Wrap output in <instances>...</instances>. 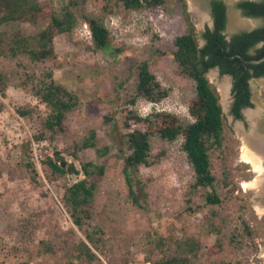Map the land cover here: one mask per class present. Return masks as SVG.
<instances>
[{
  "label": "rangeland",
  "instance_id": "1",
  "mask_svg": "<svg viewBox=\"0 0 264 264\" xmlns=\"http://www.w3.org/2000/svg\"><path fill=\"white\" fill-rule=\"evenodd\" d=\"M74 1L77 24L72 32L55 30L51 39H30L32 47L49 51L47 57L13 55L4 46L0 54L5 89L0 93V264H154L170 259H175L172 264H264V176L255 167L264 171V149L254 148L255 138L264 141V77L250 80L253 106L237 119L233 77L217 68L207 72L224 113L222 145L210 154L220 203L208 202L211 187H194L183 135L174 141L151 135L149 164L134 172L140 205L133 201L123 170L131 153L127 134L148 129L131 110L142 118L171 113L182 122L195 121L190 106L196 82L180 73L173 54L176 38L189 32L204 45L203 32L212 24L211 0H162L139 8H128L123 0ZM225 1L228 38L264 25L262 17L241 15L240 0ZM37 2L43 11L35 17L8 21L0 5V38L10 42L17 34L26 38L52 31V13L61 14L70 0ZM84 14L105 23L107 48H96ZM143 62L168 91L162 100L139 93ZM52 80L78 97L63 130L44 128L51 107L34 92ZM25 107L31 112L22 116L19 110ZM93 131L96 147L82 148ZM42 133L44 138L36 137ZM33 140L47 142L36 147ZM105 147L102 155L96 150ZM56 152L65 158L62 164L75 163L79 173H54L45 159H57ZM89 162L104 166V173L85 175L81 167ZM80 179L96 185L92 200L77 210L82 228L65 202L68 187ZM82 241L96 257L79 251Z\"/></svg>",
  "mask_w": 264,
  "mask_h": 264
},
{
  "label": "trees",
  "instance_id": "2",
  "mask_svg": "<svg viewBox=\"0 0 264 264\" xmlns=\"http://www.w3.org/2000/svg\"><path fill=\"white\" fill-rule=\"evenodd\" d=\"M162 0H123L128 8H139L144 4L151 5ZM4 9L3 20H19L26 16L35 17L37 13L43 11L37 0H3L0 4ZM77 2L70 0L69 5L61 14L52 13V31H42L37 37H21L20 34L14 35L10 42L6 38H0V54L4 47H9L11 54L17 55L20 52L29 53L32 59L42 60L48 56V50H40L31 46L30 39L44 38L51 39L52 32H72L77 24V14L73 6ZM238 7L250 16L264 17V0L261 1H242ZM212 12L215 18L213 29L207 28L203 34L206 43L203 47L199 46L197 38L193 32L178 36L175 40L177 50L174 52V60L180 67V73L191 77L196 82V97L190 106V112L196 117L193 122H182L171 113H156L146 118L140 117L135 111H130V115L137 119L147 122L146 131L133 130L127 134L128 146L131 150L125 157L124 174L129 185L130 194L133 201L140 205L134 189V172L139 170L140 165L149 164L151 157V135L159 133L162 138L174 141L178 136H184L183 150L186 152L190 163L193 166L196 180L194 187H211L214 192L208 194L207 200L211 204L221 202V198L215 193L216 177L212 172L211 149L221 146L223 141L224 113L219 101V95L210 82L207 72L218 66L221 74H229L234 79L233 94L234 102L232 112L236 118H242V109L253 106L250 80L252 78L264 77V61L257 64H245L244 60H258L264 57V26L252 31H242L234 34L227 40L224 29L226 26V5L223 0H212ZM84 20L88 24L92 40L96 48L105 49L109 44V29L98 17L84 14ZM6 37V36H4ZM8 41V40H7ZM262 43V46L258 45ZM254 47V53L249 50ZM46 48V47H45ZM2 75H0V93L5 94L2 88ZM139 93L151 101H159L168 96V91L162 88L156 76L150 71L147 62H143L139 71L138 82ZM42 101L51 107V112L43 120L46 130H54L56 127L64 129L66 113L75 108L78 104V97L66 87L57 84L54 80L49 83L43 81L34 91ZM31 109L25 107L19 110L22 116H27ZM45 134L37 135V138H44ZM39 140V139H36ZM34 141V140H33ZM39 142V141H36ZM47 142V141H46ZM97 137L93 131L82 141V148L96 147ZM43 149V148H42ZM41 149V151H42ZM102 155L108 148H96ZM57 159L48 157L45 159L54 173L66 175L67 173H79L75 163L63 165L64 157L56 152ZM93 166L95 169H90ZM85 175L93 172L104 173V166L93 162L84 163L81 167ZM96 190L95 184H88L86 179L74 182L67 189L65 196L66 206L73 210L72 217L76 225L82 228V219L77 215V210L81 205H85L92 200ZM86 239L89 243L97 246L91 234H87ZM79 251L87 257L94 258L88 243L82 241ZM175 259L167 261H156L154 264H172Z\"/></svg>",
  "mask_w": 264,
  "mask_h": 264
},
{
  "label": "flooded vegetation",
  "instance_id": "3",
  "mask_svg": "<svg viewBox=\"0 0 264 264\" xmlns=\"http://www.w3.org/2000/svg\"><path fill=\"white\" fill-rule=\"evenodd\" d=\"M244 2V1H256V2H258V1H261V0H240L239 2ZM211 2H212V0H211ZM211 2H210V19H211V21H212V24H208V26L206 27V29L205 30H207V28H210V29H213L214 28V26H215V18H214V15H213V12H212V8H211ZM223 2L225 3V5H226V18H227V21H226V26H225V29H226V27H227V25H228V4H227V2L225 1V0H223ZM238 2V3H239ZM237 7H238V4H237ZM238 10L240 11V13H241V15L243 16V17H247V18H257V17H260V16H250V15H248V14H246L245 12H244V10L242 9V8H240V7H238ZM262 18H264V17H262ZM209 22V21H208ZM249 25V24H248ZM250 25H252L251 23H250ZM262 26H264V25H262ZM259 27H261V26H254V29H257V28H259ZM225 29H224V31H225ZM254 29H252V30H254ZM252 30H242V31H252ZM242 31H238V32H236V33H240V32H242ZM205 33V31L203 32V34ZM236 33H234V34H236ZM225 34V33H224ZM234 34H232L231 35V37L234 35ZM231 37L230 38H228L227 37V40H230L231 39ZM203 39H204V41H205V43H206V40H205V38H204V36H203ZM205 43H204V45H205ZM203 45V46H204ZM203 46H200V47H203ZM260 46H262V43H260L259 45H258V47H260ZM254 47H252L250 50H249V53L250 54H253L254 53ZM244 63H245V60H244ZM245 64H247V63H245ZM214 68H217L218 70H219V72H220V69H219V67L218 66H216V67H214ZM213 69V68H212ZM211 70V69H210ZM234 102V101H233ZM232 106H233V104H232ZM245 108H248V107H244L243 109H245ZM243 109H242V111H243ZM235 116V115H234ZM242 116H243V113H242ZM245 116V115H244ZM236 117V116H235ZM243 118V117H242ZM237 119H241V118H237Z\"/></svg>",
  "mask_w": 264,
  "mask_h": 264
},
{
  "label": "bare ground",
  "instance_id": "4",
  "mask_svg": "<svg viewBox=\"0 0 264 264\" xmlns=\"http://www.w3.org/2000/svg\"><path fill=\"white\" fill-rule=\"evenodd\" d=\"M249 118H250V115H249ZM239 129V128H238ZM260 138V137H259ZM259 138L258 139H254V148L256 147V151L257 150H263L264 149V141H262V140H259ZM253 140V139H252ZM251 140V141H252ZM252 145V144H251ZM250 148H251V146H249ZM253 150V149H252ZM248 153L250 152V151H247ZM254 152V151H253ZM248 153H246V154H248ZM245 154V155H246ZM249 156V155H248ZM248 156H246V157H248ZM258 157V156H257ZM250 158H251V156H250ZM247 159V158H246ZM249 159V158H248ZM251 159H253V158H251ZM258 159H259V161H261V159L258 157ZM255 164V163H254ZM255 167L256 168H258V170L260 171V176H264V171H263V167L262 166H256L255 165ZM258 181V180H257ZM260 182V181H259ZM262 182V181H261ZM263 184V183H262Z\"/></svg>",
  "mask_w": 264,
  "mask_h": 264
},
{
  "label": "water",
  "instance_id": "5",
  "mask_svg": "<svg viewBox=\"0 0 264 264\" xmlns=\"http://www.w3.org/2000/svg\"><path fill=\"white\" fill-rule=\"evenodd\" d=\"M262 61H264V57L262 59H258V60H245V63H247V64H257V63L262 62ZM63 165H65V164H63Z\"/></svg>",
  "mask_w": 264,
  "mask_h": 264
},
{
  "label": "built area",
  "instance_id": "6",
  "mask_svg": "<svg viewBox=\"0 0 264 264\" xmlns=\"http://www.w3.org/2000/svg\"><path fill=\"white\" fill-rule=\"evenodd\" d=\"M90 35H91V31H90ZM0 97H1V95H0ZM45 143H46V141H39V142L33 141V145L36 147L43 146ZM41 149H40V151H41Z\"/></svg>",
  "mask_w": 264,
  "mask_h": 264
},
{
  "label": "clouds",
  "instance_id": "7",
  "mask_svg": "<svg viewBox=\"0 0 264 264\" xmlns=\"http://www.w3.org/2000/svg\"><path fill=\"white\" fill-rule=\"evenodd\" d=\"M91 36H92V34H91Z\"/></svg>",
  "mask_w": 264,
  "mask_h": 264
}]
</instances>
